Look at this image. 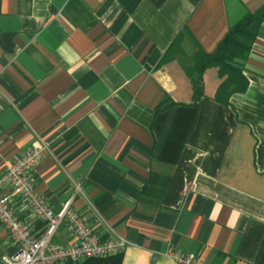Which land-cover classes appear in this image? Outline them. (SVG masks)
Masks as SVG:
<instances>
[{
  "label": "crops",
  "instance_id": "crops-1",
  "mask_svg": "<svg viewBox=\"0 0 264 264\" xmlns=\"http://www.w3.org/2000/svg\"><path fill=\"white\" fill-rule=\"evenodd\" d=\"M264 0H0V177L34 147V192L70 208L121 264H264V20L244 92L193 102L184 65ZM180 53L160 65L177 36ZM11 209L39 237L24 200ZM77 243L63 222L52 237ZM0 223V256L17 252ZM62 264H81L68 261Z\"/></svg>",
  "mask_w": 264,
  "mask_h": 264
},
{
  "label": "built area",
  "instance_id": "built-area-1",
  "mask_svg": "<svg viewBox=\"0 0 264 264\" xmlns=\"http://www.w3.org/2000/svg\"><path fill=\"white\" fill-rule=\"evenodd\" d=\"M42 151L43 147H34L17 157L13 166L0 177V223L18 249L13 255L0 256V264H62L123 252L127 244L124 238L99 241L87 223L70 208L71 201L54 214L44 198L34 192L28 172L37 165ZM5 186L13 195L21 197L35 216L44 221L45 229L39 237L30 234L28 227L14 214L10 195L1 192ZM63 222L68 224L77 239L75 245L61 246L52 242V237ZM167 255L177 264H203L194 254L169 249Z\"/></svg>",
  "mask_w": 264,
  "mask_h": 264
},
{
  "label": "trees",
  "instance_id": "trees-1",
  "mask_svg": "<svg viewBox=\"0 0 264 264\" xmlns=\"http://www.w3.org/2000/svg\"><path fill=\"white\" fill-rule=\"evenodd\" d=\"M264 20V6L247 13L233 25L211 53L198 49L184 65V71L190 80L193 102L204 96V74L208 69H216L219 85L214 98L224 106L234 93L244 92L248 81L243 74V65L248 58L252 44L257 37ZM181 37L178 35L160 61V65L169 62L175 53L181 54ZM122 252L102 258H88L81 264H121Z\"/></svg>",
  "mask_w": 264,
  "mask_h": 264
},
{
  "label": "rangeland",
  "instance_id": "rangeland-1",
  "mask_svg": "<svg viewBox=\"0 0 264 264\" xmlns=\"http://www.w3.org/2000/svg\"><path fill=\"white\" fill-rule=\"evenodd\" d=\"M213 71H215V69Z\"/></svg>",
  "mask_w": 264,
  "mask_h": 264
}]
</instances>
